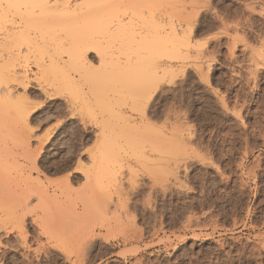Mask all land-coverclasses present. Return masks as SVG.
Segmentation results:
<instances>
[{"label": "rangeland", "instance_id": "obj_1", "mask_svg": "<svg viewBox=\"0 0 264 264\" xmlns=\"http://www.w3.org/2000/svg\"><path fill=\"white\" fill-rule=\"evenodd\" d=\"M79 1L81 0H69L68 2L73 5L74 2L78 3ZM119 2L120 5H117L120 12L118 13H125L124 15L121 14V17L125 20L124 22H127L126 24L131 23L129 20L133 18V31H135L134 29L143 30L147 26L146 22L150 18H154L153 20L151 19L152 22L163 24V29L160 27L161 24L160 26L158 25V31L154 30V34L159 36L161 33L162 36L165 29L170 32L174 26L177 35L179 34V40H177L179 43H176V41L173 43V40L169 42L167 38L166 50H162V53L157 52L156 55V51L153 53L155 55L154 58L159 55L156 58L159 63L154 61V64L155 67L157 66L156 69L160 68L157 70L158 77H154L151 80L152 96L148 100H142L144 89L139 96H137L139 92L134 93V95L133 91L124 90L123 93L118 90L121 87L115 88L118 85L117 83H115L117 85L114 84L115 86L110 84L114 88L111 86L106 88V85L104 88L103 86V92L107 91V93H103L101 89V97L105 94L104 98L108 99L107 101L103 97V100L101 97V99H97L95 93L91 92L92 89L90 90L92 85L90 86L89 84L91 83H88L89 81L82 76L83 69H77L80 71L79 74H82L81 77L77 71L75 72L76 69L71 68L72 72L69 71V76H72V79L69 78L71 79L70 83L76 84L73 87L75 86L77 91L79 90L77 93L78 99L76 100V96L70 97L66 91L62 93L51 91L47 95L48 93L46 94L38 88L37 81L34 79L38 72L37 65H35L36 59H39L37 56L40 53L43 56L45 54L44 57L46 58L44 59L47 60L48 56L52 55L53 57L54 55L56 57L58 55L57 52H59V54H62L59 60L64 63L68 54H65L64 51L65 47L67 49V46H65L66 42L63 40V44L59 40L64 37L65 30L60 29L61 27L59 26L57 28L56 24L58 23L55 24L52 21L56 25H53L54 27L51 26V21L48 22L49 24L51 23L50 26L47 24L48 27L44 24L48 30L54 28V32H50L51 30L48 32L45 27V30L40 27L43 23L39 26L42 28H39L41 32L38 27L33 28V31L36 29V32H34L38 35V39L35 37L38 44H36L37 42L35 44L32 42L29 45L30 52L24 46L25 48L21 49L23 52H20V56L19 58L17 56L18 60L15 62L17 64L16 70H19L17 74L21 75L27 69V78L30 81L26 95L30 106L28 109L32 111H30L27 129L25 128L26 124L23 126V121L20 122V119H18L20 123L14 122L15 118L13 119V116L15 117V115L13 113L11 114L13 116L9 113L7 115L4 107L2 106L4 111L0 108L2 110L0 111V130L2 129L0 131V146H3V148L0 147V166H5V168L0 167V182L3 179L2 184H5L9 193H12L9 195L6 194L7 192L0 191L2 192V194L0 193V226H2V228L0 227V264H21V262L27 264V259L24 256L25 249L21 246L22 239L19 238L21 225H18V223L19 221H25V229L31 237L30 243L33 246L32 248H34V246L37 247L36 245H38L36 241L39 242L36 237H39L40 235L38 236V234L41 232L35 221L40 223L41 221L38 219H44L45 217H49L48 219L51 220V222H48L47 219L49 225L53 224L49 227L46 223L47 228L43 226L45 224L42 225L40 223L42 228L46 229V232L49 231L48 235L43 233L45 236L41 232V237H39L41 243H45L46 247H42L40 253L30 252V257L35 260V263L39 261V264H264V0H119ZM129 7H131L132 12ZM135 12H138L137 14L139 15V17L136 16L137 19L134 16ZM9 21L13 20L9 17ZM9 21L5 22V29H3L4 24L3 26L1 25L2 28L0 27V46L6 38V32L8 33L11 30V26L15 27V24L9 25L13 23ZM45 22L47 23V21ZM188 25L190 29H186ZM155 26L157 25L155 24ZM182 26L186 29L185 31H183L184 28ZM42 30L49 33L48 37H46V33L43 38ZM56 31L58 36L54 35ZM168 37L170 38V36ZM186 37H188L190 42L188 45L186 44L188 42ZM181 39L182 42L185 40L182 45ZM114 40L111 46H109V44H112L110 43L111 40H109L110 42L108 39L107 41L105 40L107 47L105 49H109V46L112 51L110 49L107 51L109 53L111 51L113 53L112 56H116L117 52H119L125 58V49L128 47L124 48L123 46L128 44V42L123 45L121 40L126 41V39H117L116 42ZM42 42L44 44H41ZM55 42H60V45L55 44ZM61 43L64 45L62 47L64 49L61 48L62 50L58 47L61 46ZM32 45L33 48L30 49ZM34 45H39L40 51ZM117 46L124 52L119 50ZM115 48H117V51ZM138 50L140 51L141 49ZM172 51L174 53L171 54ZM6 52V49H3L2 54L0 53L1 61L7 60L8 57L5 55L8 52ZM176 53H179L178 57ZM108 55L111 56V54L107 53ZM87 56L88 60L93 61L96 66L99 64V56L96 51ZM157 63L159 66L156 65ZM24 64L28 65L24 66ZM162 68L165 71H162ZM167 70H169V73ZM20 71L22 72L19 73ZM159 72H161L160 75H158ZM60 75L58 78H60ZM161 77L164 79L162 80ZM87 86H90L89 89ZM2 89L0 88V95L4 92V88ZM23 89V86L17 83L12 91L18 95L24 92ZM128 94L134 97L132 98ZM135 96L137 97L135 98ZM104 100L111 107L107 105L105 108L102 105V103L105 104ZM114 100H118L119 103H116L117 101L114 102ZM101 101L102 103L100 104ZM137 101L147 103L144 104L145 106L143 105L144 111L142 110L143 107H141L142 103L138 102V106H136ZM86 107L92 108L89 110ZM138 108H140V111ZM3 112L4 114H2ZM81 114L85 116L82 115V118ZM114 114L117 115L116 118H114ZM9 116L12 117L10 122L9 119L11 117L9 118ZM7 121L12 125L7 124ZM12 121L13 123H11ZM122 121L123 124H121ZM15 123L19 124L16 125ZM143 123L144 125H142ZM9 126H17L14 128H16V131L19 130V133L15 131L11 134L14 129ZM29 127L30 129H28ZM101 129L105 131L101 132ZM6 130L9 132H5ZM122 130L126 133L124 136H128L131 139L134 138L135 142L133 139V141H130L129 138H125L127 140L124 141L123 136V138L121 136L118 137L120 135L118 133L121 132L123 134ZM7 133L11 136L13 135V137L16 134L14 138H11L6 135ZM103 134L109 135V139H115L117 144L121 141L120 144L123 146V148L120 145L117 147L115 146L117 144H115L113 148L110 145L111 148L107 150L109 148H107V145L111 141L107 140L108 137L107 139L105 138L108 141V144L105 145L107 148L105 150L114 152L116 160L113 157L111 159L112 153L106 152V154L110 155L108 156L112 162L117 161L118 164L109 161V167L114 171L111 174L115 173V177H113L114 175H111V177L110 173L102 177L101 173L100 175L103 179L99 180V187L97 184L95 188H102L98 189L101 193H106L107 191L104 194L105 196L107 195L106 200L110 204L105 206L109 209L104 204H101V207L97 204L101 203L102 198L105 200L104 194L100 195L98 190L94 189V186L92 187L93 184H91L94 183L95 185L97 181L91 175H95L93 170L96 171L98 166L97 163H94L96 167L93 166V162H97L103 151L105 153V150L102 151L104 148L103 142L100 143L104 141L102 140V138L104 139ZM24 136L26 139L29 138V140L25 141ZM1 138L5 141L3 142L2 140L1 142ZM16 140L18 142L15 143L14 141ZM172 141L175 143H172ZM166 142H170V147L164 146ZM3 143H6L7 146ZM129 143L135 145L133 146ZM155 143H162L161 145L163 146L161 147V145L157 144L158 149ZM40 144L42 145L39 146ZM173 144H176V147H178L177 145L180 147V144H182V149L181 147L176 148ZM8 145L10 152L7 155L6 149ZM101 146V153L98 155L97 152H100L98 149ZM129 146L133 148L131 147V149ZM189 148H193V150ZM27 149L32 152H28ZM133 149L136 150V152L134 151L135 153H132L131 150ZM176 149L180 150V152H177L178 150ZM163 150L166 152H161ZM169 150L170 153H168ZM11 151L15 153L11 154ZM187 152L189 154L193 152L194 155L191 154L190 156ZM91 154L98 156L94 157L96 160L93 158L94 161H92ZM113 154L112 156H114ZM3 157L7 158L4 159ZM29 157L30 160L28 159ZM147 157L149 160L146 159ZM12 159L14 160L12 161ZM173 159H177L175 161L182 160L183 162H175ZM164 160H168V162ZM103 162L104 160L102 164ZM176 163L177 165H175ZM6 165L11 166L7 167ZM154 165H156V169L153 168ZM100 166L102 165L100 164ZM157 166L161 168L158 169ZM84 168H88L86 173H84ZM150 168L153 171L152 169L150 171ZM101 169H104V167ZM154 169L156 171L161 169L162 171L158 173ZM104 171V174L109 172L105 169ZM5 172L8 173L7 176L9 177L12 175L20 185L18 184V186L17 182L12 181V176L7 179ZM87 172L91 175H89L91 178L87 177L90 179L95 178L96 181L93 179L95 182H91L89 178L85 177ZM101 181H103V186ZM107 182L110 184L108 185ZM106 186L108 189L104 188ZM23 187L24 189H22ZM92 188L97 192L92 190ZM118 188L119 194H116ZM27 189H33L32 192L36 190V193H39V197H44H41L44 201L40 202L36 193L31 195L30 192H27L30 190ZM105 189L106 191H104ZM18 190L22 192L19 193ZM94 192L99 196L95 197ZM26 194L32 196L26 197L29 204L25 201ZM86 194H91L89 196H94L95 199H101L96 202L97 200L89 198ZM3 195L4 197H2ZM5 195L8 197L5 198ZM22 195H24L25 201L23 205H21V202H24L23 198H21ZM108 195L112 196H109L111 199ZM87 197L89 201H87ZM19 198L22 201H18ZM106 200L103 203H106ZM118 201L119 204L122 202L124 205L121 203V206L124 207L119 206V209ZM14 203L15 207H12ZM3 204L6 206L2 207ZM46 205L50 206L52 211H49V207ZM55 206L59 207L58 210L54 208ZM103 206L105 209L102 208ZM65 207H68V210H65L68 211L66 213L67 217L62 215L65 213L63 211L61 212L62 214L57 216L59 214L58 211L60 209L64 210ZM85 207L89 208V210H86ZM90 207L95 211L97 207V211H93ZM99 207L104 210L103 213H101L102 210ZM114 208L115 211H113ZM10 209H15L13 210V215H11L12 210L11 212L9 211V214L6 212ZM107 209L109 212H107ZM69 210L72 214L77 213V217L72 214L71 217L73 216V218L69 217L72 219L71 223H75L77 227L73 225L71 228V223L67 221ZM48 211L49 214H47ZM88 211L89 216L87 215ZM90 211L92 212L91 214L94 212L97 220H95V217L92 219V215L90 218ZM98 212L102 214L101 217L98 216L101 215ZM45 213L46 215L43 216ZM51 213L54 217H51ZM80 213L83 215H80ZM59 217L63 218V221ZM64 217H66V223L69 224L65 225V228L62 225L64 224L62 223L64 222ZM74 218L77 219L74 220ZM33 219L36 220L34 221ZM70 219L68 220L70 221ZM82 219H85L84 223L86 221H89V223L81 224L79 222L78 224L77 222ZM59 221H61L60 224L63 227L58 224ZM5 223L6 225H4ZM59 225L61 229L63 228L62 230H60ZM53 231H56L55 237L53 236ZM58 232H60L59 237L57 235ZM31 235L35 237L33 238Z\"/></svg>", "mask_w": 264, "mask_h": 264}, {"label": "bare ground", "instance_id": "obj_2", "mask_svg": "<svg viewBox=\"0 0 264 264\" xmlns=\"http://www.w3.org/2000/svg\"><path fill=\"white\" fill-rule=\"evenodd\" d=\"M69 0H67V1H62V0H0V27H1V25L3 26V24H4V26H3V29H5V22H8L9 21V17H10V19L11 20H13V21H9V22H13L12 24L10 23L9 25H13V24H15V27L14 26H11V30L10 31H8V33L6 32V34L7 35H5V40L2 42V44H1V46H0V53L2 52V50L3 49H6V51L8 52H6L7 53V55H5L6 57H8L7 58V60H5L4 59V61H1L0 60V88H1V90H3L2 88H4V92L0 95V108L2 109L3 107H4V110H6V114L8 115V113L11 115L12 113H13V115H15V117L13 116V115H11V116H13V119L15 118V120H14V122H19L18 121V119H20V122H22V125L23 126H25V124H26V126H25V128L27 127V124L29 123V117H30V111H32V110H29L28 109V107H30L29 106V103H28V101L29 100H27V95H26V92H27V87H28V84H30V81L28 80V75H27V69H25L24 70V68H23V73H21L22 71H20L19 73H21V75L20 74H17L18 73V71L16 70V67H17V64L15 63L18 59H17V56H18V58H19V54H20V52H23L21 49L24 47V46H26V48H27V51L29 50V45L33 42L34 44L37 42L36 41V39H38L37 37H38V35H37V33H35L36 32V29H34V31H33V28L34 27H38V30L41 32V30L40 29H42V28H40V27H43V29H44V27H45V25L44 24H46V26L48 27V25L50 26V24L52 23V21H54L55 22V24L56 23H58V24H56V25H54L53 23L51 24V26L52 27H54V26H56L57 28H58V26L59 27H61L60 29H64L65 31H64V37H61V39H59V40H61V42L64 40L65 42H66V44H65V46H67V49H66V47H65V49L64 48H62L64 45V43L62 44L61 43V46H58V47H60V49L62 48V49H64V51H65V54L67 53L68 55V57H67V60H64V59H62V60H64L63 62L64 63H62L59 59H60V55H62V54H59V52H57L56 50H54V51H56L57 52V54L59 55H57V54H55V55H57L56 57H54V55H53V57H52V55H50V57L48 56V58H47V60H45L44 58H46V57H44L45 56V54L43 53V51H41L43 54H44V56L43 55H40L39 54V56H42V57H39V56H37V58H39V59H36V61H35V65H37V69H38V72H37V74H36V77L34 78V79H36V81H37V85H38V88H40V90H42L43 92H45L47 95H49V93L51 92V91H56L57 93L59 92H65L66 91V93H68L69 95H70V97L71 96H73V97H75L76 96V100L78 99L77 97H78V91H77V89H76V87L74 86L73 87V85H76V84H74V83H70L71 82V77L72 76H69V74H70V72H72L71 70L72 69H76L75 70V72L77 71V73L79 74V72L80 71H78L79 69H83V75L82 74H79L80 76L82 75V76H84V78L86 79V80H88V81H86V82H88V83H91V84H89L90 86V90H91V92H94L95 93V95H96V98L97 99H101L102 97L104 98V95L105 94H103L102 95V97H101V94H102V92H103V86H104V88H105V85H106V88L107 87H109L110 88V86L112 85H114L115 83H117L118 85H120V86H118L117 84H115V85H117L115 88H120L121 87V89H118L119 91H124V90H126V91H133V94L135 93L136 94V92L138 93L139 92V94L137 95V96H139L140 95V93H142L141 91L144 89V95L142 96V100L144 99V100H148L152 95H151V87H152V84H151V80L155 77V78H157L158 76H157V73H158V69L160 68H157L156 69V67H155V64H154V61H156V58L159 56H157L156 58H154L155 57V55L157 54V52L158 53H162V50H166V48H167V43H168V41L169 42H172L171 40H173V43L176 41V43H179L177 40H179V34L177 35V32H176V29H174V26L171 28V30H170V32L167 30V29H165V32L163 31V33H162V36H161V33L159 34V36H156L155 34H154V30H157L158 31V29H157V27H158V25L160 26V24H158V23H155V22H152L151 21V19L153 20L154 18H150L146 23H147V26L143 29V30H141V31H138V29L136 30V29H134L135 31H133V28H132V26H133V24H132V22H134V21H132L133 20V18L131 19V18H128V19H131V20H129V22H131V23H128V24H132V25H128V24H126L127 22H124L125 20H123L122 19V17H121V14H123V13H118V12H120V10L118 9L119 8V6L118 5H120V2H119V0H116V1H114V0H81V1H79L78 3H76V2H74V4L73 5H71L72 3L71 2H68ZM76 1V0H75ZM118 1V2H117ZM115 2V3H114ZM127 2V1H126ZM211 2V1H210ZM125 3V2H124ZM141 3V2H140ZM118 4V5H117ZM203 4H204V2H203ZM125 5V4H124ZM205 5V4H204ZM116 6H117V8H116ZM123 6V5H122ZM130 6V5H129ZM135 6V5H134ZM132 7V6H131ZM131 7H129L130 9H131ZM115 8V9H114ZM138 8V7H137ZM122 9V8H121ZM117 10V11H116ZM124 11V10H123ZM122 11V12H123ZM131 12H132V9H131ZM140 12V11H139ZM138 13V12H137ZM136 12H135V18H136V16H138L139 17V15L137 14ZM125 14V13H124ZM123 14V15H124ZM134 14V13H133ZM140 14V13H139ZM142 14V13H141ZM151 14V13H150ZM122 15V16H123ZM131 16H132V14H131ZM130 16V17H131ZM125 17V16H124ZM133 17V16H132ZM141 17H142V15H141ZM154 17V16H153ZM145 18H147V17H145ZM155 18H156V16H155ZM137 19V18H136ZM143 20H145L144 18H142ZM140 20V19H139ZM45 21H47V23L45 22ZM49 21H51V23L49 24L48 22ZM127 21V20H126ZM136 21V20H135ZM45 22V23H44ZM247 22V21H246ZM245 22V23H246ZM17 23V24H16ZM42 23H43V25H42ZM192 23V22H191ZM260 23V22H259ZM8 24V23H7ZM48 24V25H47ZM157 25V26H155L154 27V25ZM16 25H18V26H16ZM40 25H42V26H40ZM54 25V26H53ZM167 25V24H166ZM193 25V24H192ZM248 25V24H247ZM254 25V24H253ZM40 26V27H39ZM172 26V25H171ZM170 26V27H171ZM263 26V25H262ZM162 29H163V24H161V26H160ZM183 27V26H182ZM2 28V27H1ZM40 28V29H39ZM51 28V27H50ZM132 28V29H131ZM155 28V29H154ZM159 28V27H158ZM184 28V27H183ZM254 28V27H253ZM45 29L46 30H48V28H46L45 27ZM44 29V30H45ZM186 29H190L189 28V25H188V28H186ZM185 28H184V30L183 31H185L186 30ZM8 30V29H7ZM6 30V31H7ZM44 30H42V32H43V38H44V34H46L47 33V36L46 37H48V35H49V31L51 30H48V32H44ZM55 30H56V28H55ZM181 30V29H180ZM1 31V30H0ZM5 31V30H4ZM61 31V30H60ZM167 31V32H166ZM50 32H54V28H52V30L50 31ZM63 32V31H62ZM169 32V34H167ZM180 32V31H179ZM166 33V34H165ZM184 33V32H183ZM182 33V34H183ZM35 34V35H34ZM52 34V33H51ZM57 35L58 33H57V31L54 33V35ZM185 34V33H184ZM189 34V33H188ZM188 34H186L187 36H188ZM3 36V35H2ZM50 36H52V35H50ZM58 36V35H57ZM165 36V37H164ZM168 36H170V38L168 37ZM35 37H36V39H35ZM41 38H42V36H40ZM182 37H185V36H182ZM54 38H56V37H54ZM59 38H60V34H59ZM168 38V41L166 40ZM187 38V40H188V37H186ZM245 38V37H244ZM49 39V38H48ZM107 39H108V41L109 40H111V42L110 43H112V44H109V46H111V45H113V40L116 42L117 41V39L119 40H121V39H126V41L124 40H121V44H123L124 45V43L126 42H128V44H126L125 46H123L124 48L125 47H128V48H126L125 50H126V54H125V58H123L120 54H119V52H117V55L115 56V55H113L112 56V54L113 53H111V49H110V47L108 46V48L111 50L110 51V53L107 51V50H109V49H105V47H106V43L104 42L105 40L107 41ZM52 40V39H51ZM51 40H49V41H51ZM59 40H57V41H59ZM259 40V39H258ZM2 41V40H1ZM181 41V45H182V43H185V40L182 42V39L180 40ZM44 42V41H43ZM41 43V44H44V43ZM120 42V41H119ZM60 42H55V44H59ZM175 43V44H176ZM190 42H189V40H188V42H186V44L188 45ZM36 44H38V42L36 43ZM40 44V45H41ZM53 44V43H52ZM107 44V45H108ZM171 44V43H170ZM264 44V43H263ZM60 45V44H59ZM116 45H118V44H116ZM177 45V44H176ZM181 45H179V46H181ZM187 45H185V46H187ZM34 46H37L38 48H39V45H34ZM47 46V45H46ZM121 46V45H120ZM169 46H175V45H169ZM178 46V47H179ZM184 46V45H183ZM182 46V47H183ZM190 46V45H189ZM195 46V45H194ZM3 47V48H2ZM5 47V48H4ZM57 47V46H56ZM164 47H165V49H164ZM192 47H193V45H192ZM25 48V47H24ZM33 48V45H32V47H30V49H32ZM35 48V47H34ZM42 48H44L43 46H42ZM46 48V47H45ZM107 48V47H106ZM112 48V47H111ZM117 48H118V46H117ZM117 48H115L116 49V51H117ZM169 48V47H168ZM187 48H189V47H187ZM36 49V48H35ZM56 49V48H55ZM61 49V50H62ZM119 49V48H118ZM138 49H141L140 51H142V52H140ZM171 49V48H170ZM169 49V50H170ZM178 49V48H177ZM176 49V50H177ZM39 51H40V48L38 49ZM47 50H48V48H47ZM119 50H121V51H123L124 52V50H122V49H119ZM138 50V51H137ZM175 50V51H176ZM179 50V49H178ZM18 51V52H17ZM59 51V50H58ZM64 51H63V54H64ZM93 51H96V54H98V61H99V64L96 66L95 64H94V62L93 61H90V60H88V56L87 55H91L92 54V52ZM131 51V52H130ZM155 51H156V53H155ZM181 51V50H180ZM5 52V51H4ZM29 52H30V50H29ZM34 52V51H33ZM38 52V51H37ZM46 52V51H45ZM55 52V53H56ZM165 52V51H164ZM170 52V51H169ZM169 52H167V53H169ZM25 53V52H24ZM47 54H48V52H46ZM107 53L108 54H111V56L110 55H108L107 56ZM153 53H155V55H153ZM166 53V52H165ZM172 53H174V51H172L171 52V54ZM179 53H181V52H179ZM179 53H176V54H178L177 55V57L179 56ZM183 53V52H182ZM2 54V53H1ZM4 54V53H3ZM32 54H34V53H32ZM37 54V53H36ZM124 54H123V56H124ZM170 54V55H171ZM24 55V54H23ZM2 56V55H1ZM34 56V55H33ZM95 56V55H94ZM109 56H110V58H109ZM173 56V55H172ZM175 56V55H174ZM28 57V56H27ZM26 57V58H27ZM96 57V56H95ZM181 57H182V55H181ZM262 57H263V55H262ZM3 58V57H2ZM16 58V59H15ZM1 59V58H0ZM25 59V58H24ZM23 59V60H24ZM154 59V60H153ZM21 60V59H20ZM30 60V59H29ZM255 61V60H254ZM26 62V61H25ZM156 62H158V61H156ZM28 63V62H27ZM159 63V62H158ZM158 63L156 64V65H158ZM256 63V62H255ZM263 64V63H262ZM26 64H24V66H25ZM28 65V64H27ZM26 65V66H27ZM34 65V64H33ZM159 66V65H158ZM256 67V66H255ZM72 68V69H71ZM71 69V70H70ZM78 69V70H77ZM81 69V70H82ZM164 69H165V67H164ZM169 69V68H168ZM70 71V72H69ZM162 71H165V70H163V68H162ZM169 70H167V72H168ZM256 71V70H255ZM257 72V71H256ZM160 73L161 72H159V74L158 75H160ZM164 73V72H163ZM169 73V72H168ZM61 74V75H60ZM20 75V76H19ZM60 75V78H58V76ZM79 75H78V77H79ZM259 75V74H258ZM81 76V77H82ZM52 77V78H51ZM74 77V76H73ZM252 77V76H251ZM32 78V77H31ZM69 78H71V79H69ZM80 78V77H79ZM83 78V79H84ZM256 78V77H255ZM84 79V80H85ZM161 79H162V77H161ZM164 79V78H163ZM162 79V80H163ZM251 80V79H250ZM74 81H75V79H74ZM83 82V81H82ZM85 82V83H86ZM18 83V85H20V86H23V93H22V95H21V93H19L18 95H16L15 93H13L14 91H12V89H13V87H15V85ZM107 83H109V84H107ZM111 84V85H110ZM257 84V83H256ZM109 85V86H108ZM114 85V86H115ZM111 86V87H112ZM79 87V86H78ZM77 87V88H78ZM83 87V86H82ZM88 87V86H87ZM89 87H88V89H89ZM19 88V87H18ZM112 88H114V87H112ZM261 88V87H260ZM101 89H102V92H100L101 91ZM153 89V88H152ZM84 90V89H83ZM82 90V91H83ZM89 90V91H90ZM105 90V89H104ZM107 90V89H106ZM109 90V89H108ZM154 90V89H153ZM85 92H86V90H85ZM107 93V91H104L103 93ZM115 92V91H114ZM17 93V92H16ZM87 93V92H86ZM112 93V92H111ZM124 93V92H123ZM122 93V94H123ZM132 93V92H131ZM153 93V92H152ZM93 94V93H92ZM115 94V93H114ZM134 94V95H135ZM53 95V94H52ZM58 95V94H57ZM94 95V96H95ZM128 95H130V94H128ZM142 95V94H141ZM65 96V95H64ZM79 96H81V95H79ZM93 96V97H94ZM126 96V95H125ZM124 96V97H125ZM131 96V95H130ZM137 96H135V98L137 97ZM69 97V98H70ZM72 97V98H73ZM83 97V96H82ZM101 97V98H100ZM129 97V96H128ZM132 98L134 97L133 95L131 96ZM141 97V96H140ZM144 97V98H143ZM80 98V97H79ZM103 98H102V100H103ZM109 98V97H108ZM111 98V97H110ZM116 98V97H115ZM114 98V99H115ZM118 98V97H117ZM123 98V97H122ZM104 99H106V98H104ZM124 99V98H123ZM70 100V99H69ZM68 100V101H69ZM75 100V101H76ZM88 100H89V98H88ZM91 100V99H90ZM108 99H106V101H107ZM130 100H132V99H130ZM82 101V100H81ZM94 101H95V98H94ZM105 101V100H104ZM103 101V102H104ZM104 102L105 104H103L102 103V101L100 102V104L102 103V105H104V107L105 106H107L108 104H107V102ZM115 101H117L116 103H119L118 102V100H114V102ZM74 102V101H73ZM85 102V101H84ZM92 102V101H91ZM138 102L139 101H137V105L136 106H138ZM245 102V101H244ZM81 103H83V102H81ZM86 103V102H85ZM93 103V102H92ZM123 103V102H122ZM139 103H142L141 104V107H143V105L144 104H147V103H143V102H139ZM34 104H37V103H34ZM76 104V103H75ZM136 104V103H135ZM224 104V103H223ZM95 105H97V104H95ZM114 105H116L115 103H114ZM247 105V104H246ZM3 106V107H2ZM75 106V105H74ZM145 106V105H144ZM96 107V106H95ZM103 107V108H104ZM108 107H111L110 106V104L108 105ZM113 107V106H112ZM133 107V106H132ZM36 108V107H35ZM77 108H79V107H77ZM83 108V107H82ZM86 108H89V110H90V108H92V107H86ZM97 108V107H96ZM106 108V107H105ZM104 108V109H105ZM74 109V108H73ZM113 109V108H112ZM142 109V108H141ZM3 110V109H2ZM2 110H0V111H2ZM3 110V111H4ZM78 110H80V109H78ZM93 110V109H92ZM138 110L140 111V108H138ZM143 111H144V107H143V109H142ZM101 111H103V110H101ZM115 111V110H114ZM71 112V111H70ZM74 112V111H73ZM77 112V111H76ZM107 112V111H106ZM113 112V111H112ZM237 112V111H236ZM78 113H80V112H78ZM85 113V112H84ZM108 113V112H107ZM116 113V112H115ZM142 113V112H141ZM145 113V112H144ZM149 113V112H148ZM238 113H239V111H238ZM2 114H4V112L2 113ZM75 114V113H74ZM82 115H84V114H81L80 116L82 117ZM111 115V114H110ZM114 115H115V117H114ZM114 115H112L114 118H116V114H114ZM11 116H9V118L11 117ZM85 116V115H84ZM108 116H109V113H108ZM107 117V116H106ZM120 117V116H119ZM145 117V116H144ZM5 118H7L6 116H5ZM83 118V117H82ZM124 118V117H123ZM3 119V118H2ZM44 119V118H43ZM109 119V118H108ZM6 120V119H5ZM8 120V119H7ZM10 120H12V117H11V119H9V122H10ZM104 120V119H103ZM117 120V119H116ZM123 120V119H122ZM2 121V120H1ZM109 121H110V119H109ZM6 122V121H5ZM19 122V123H20ZM82 122V121H81ZM102 122H104V121H102ZM107 122H108V120H107ZM112 122H113V120H112ZM4 123V122H3ZM11 123H13V121L11 122ZM19 123H15L16 125L17 124H19ZM105 123V122H104ZM145 123H149V122H145ZM7 124H10V123H8V121H7ZM6 124V125H7ZM121 124H123V121H122V123ZM150 124V123H149ZM2 125V124H1ZM6 125H4V126H6ZM10 125H12V124H10ZM102 125V124H101ZM108 125V124H107ZM111 125V124H110ZM113 125V124H112ZM120 125V124H119ZM130 125V124H129ZM132 125V124H131ZM142 125H144V123L142 124ZM3 126V125H2ZM8 126V125H7ZM20 126V125H19ZM117 126V125H116ZM128 126V125H127ZM152 126V125H151ZM10 128H13L14 129V131H11V134L13 133V132H15L16 130V128H14V127H17V126H14V127H12V126H9ZM9 127H7V128H9ZM22 127V126H21ZM21 127H19V128H21ZM111 127H113V126H111ZM130 127V126H129ZM141 127V126H140ZM1 128V127H0ZM23 128V127H22ZM104 128V127H103ZM114 128H115V126H114ZM121 128V127H120ZM133 128V127H132ZM12 129V130H13ZM24 129V128H23ZM22 129V130H23ZM27 129V128H26ZM28 129H30V127L28 128ZM131 129V128H130ZM134 129V128H133ZM2 130V129H1ZM0 130V131H1ZM7 130H11V129H7ZM5 131V132H9V131ZM109 130H111V128H109ZM123 130H124V127H123ZM122 130V132H123V134L120 132V133H118V134H120V135H118V137L119 136H123L122 138L124 139V141H126L128 138L130 139V141L133 139L134 140V138H130V137H128V136H124V134H126L124 131ZM103 131H105L104 129H103ZM102 131V129H101V132H103ZM125 131H129V130H125ZM131 131V130H130ZM26 132V131H25ZM153 132V131H152ZM152 132H151V134H152ZM16 133H19V130H17L16 131ZM15 133V134H16ZM28 133V132H27ZM104 133H106V132H104ZM117 133V132H116ZM131 133V132H130ZM15 134H14V137H15ZM115 134V133H114ZM189 134V133H188ZM2 135V134H1ZM6 135H8L9 137H13V135L11 136V135H9V133H7ZM19 135V134H18ZM17 135V136H18ZM111 135V134H110ZM186 135V134H185ZM16 136V137H17ZM103 136H104V139L102 138V140H104V141H101L100 143H102L103 144V149H102V151L103 150H105V149H107L108 147V149L107 150H109L111 147H113L114 148V145L115 144H117V141L115 140V139H109V135L108 136H106V134H103ZM102 136V137H103ZM116 136V135H115ZM187 136V135H186ZM185 136V137H186ZM13 137V138H14ZM107 137H108V139H107ZM20 138V137H19ZM43 138H45V137H43ZM42 138V140H44ZM110 142L109 144L107 143L108 141L106 140V139ZM113 138V137H112ZM115 138V137H114ZM121 138V139H122ZM125 138H127L126 140H125ZM182 139H183V137H181ZM180 138V140H181V142H182V139ZM235 138V137H234ZM4 139H6V138H4ZM22 139V138H21ZM24 139H25V141L26 140H29V138H25V136H24ZM24 139H22L23 141H24ZM2 138H1V142H2ZM14 140V139H13ZM12 140V141H13ZM21 140V141H22ZM132 140V141H133ZM5 140H3V142H4ZM45 141V140H44ZM112 141H113V143H112ZM165 141V140H164ZM191 141V140H190ZM234 141V140H233ZM9 142H10V140H9ZM15 143L16 142H18L17 140L16 141H14ZM20 142V141H19ZM29 142V141H28ZM116 142V143H115ZM134 142H135V140H134ZM174 141H172V143H173ZM13 143V142H12ZM14 143V144H15ZM40 143V142H39ZM120 143H121V141H120ZM120 143H118L117 145H115V146H119L120 145V147L122 146ZM123 143V142H122ZM127 143V142H126ZM169 143L170 142H166L165 143V145L164 146H166L167 148L168 147H170V145H169ZM175 143V142H174ZM184 143V142H183ZM3 144H5V146H7L6 145V143H3ZM13 144V145H14ZM28 144V143H27ZM102 144H100V145H102ZM108 144V145H107ZM128 144V143H127ZM130 144V143H129ZM139 144V143H138ZM156 145L158 144V143H155ZM162 144V143H161ZM160 143L158 144V145H161ZM167 144H168V146H167ZM42 144H40L39 146H41ZM105 145H107V148H106V146ZM110 145H111V147H110ZM113 145V146H112ZM130 145H133L132 143L130 144ZM135 145V144H134ZM133 145V146H134ZM137 145V144H136ZM140 145V144H139ZM153 145V144H152ZM158 145H157V148L159 149V147H158ZM173 145H175V147H176V144H173ZM181 146H182V144H180ZM15 146H16V144H15ZM20 146V145H19ZM18 146V147H19ZM22 147H23V145H21ZM25 146H27V145H25ZM38 146V148H40ZM155 146V145H154ZM163 145H161V147H162ZM178 147H176V148H180L179 147V145H177ZM184 146V145H183ZM234 146V145H233ZM0 147H2L3 148V146H0ZM17 147V146H16ZM21 147V148H22ZM28 147V146H27ZM119 147V148H120ZM132 147V146H131ZM130 146H129V148H131ZM186 147V146H185ZM193 147V146H192ZM10 147H9V145H8V147H7V149L4 147V149H6V152H7V155H8V153L10 152V149H9ZM101 148H102V146L100 147V149H98V151H100L101 150ZM122 148H123V146H122ZM133 148V147H132ZM131 148V149H132ZM137 148V147H136ZM135 148V149H136ZM153 148V147H152ZM151 148V149H152ZM156 148V149H157ZM172 148V147H171ZM24 149V148H23ZM26 149V148H25ZM135 149H133V150H131L132 151V153L135 151L136 152V150ZM139 149V148H138ZM161 149H163V148H161ZM160 149V150H161ZM173 149V148H172ZM171 149V150H172ZM181 149H182V147H181ZM190 149V148H189ZM1 150V149H0ZM42 150V149H41ZM107 150H105V153H104V151L101 153V151L100 152H97L98 153V155H100L99 153H101V155L99 156V161H98V159H97V162H93V166H95L96 167V165H94V163L96 164L97 163V168H96V171L95 170H93V167L91 168L94 172H95V175L94 174H91L93 177H95L96 178V180H95V178H92V179H90L91 177V175L90 174H88V172H87V174H85L86 176V178L88 179L89 177V179L91 180V182H93L94 180L96 181H94L96 184L94 185V183H91V184H93L92 185V187L94 188V189H96L95 187H96V185L99 183V180H102L103 178V175H109V173H110V176L111 175H114L113 177H115V173H113V174H111L112 172H114L113 171V169H111V167H109L110 165H109V161H111V163H113L112 162V157L115 159L116 158V154L114 153H112V152H108ZM112 150V149H111ZM120 150V149H119ZM118 150V151H119ZM124 150V149H123ZM159 150V151H160ZM165 150H167L166 148H165ZM165 150H163V151H161V152H166ZM176 150H178V149H176ZM184 150V149H183ZM186 150H187V148H186ZM190 150H193V148H191ZM189 150V151H190ZM196 150V149H195ZM194 150V151H195ZM5 151V150H4ZM27 151H28V149H27ZM31 151V150H30ZM30 151H28V152H30ZM38 151H40V150H38ZM113 151V150H112ZM150 151V150H149ZM155 151V150H154ZM158 151V150H157ZM185 151V150H184ZM188 151V152H189ZM193 151V152H194ZM6 152H5V154H6ZM22 152H23V150H22ZM32 152V151H31ZM36 152V151H35ZM106 152H108L109 154H113L114 156H112V154H111V156L109 155V154H106ZM134 152V153H135ZM168 152V151H167ZM173 152V151H172ZM177 152H180V150H178ZM182 152V151H181ZM187 152V153H188ZM193 152L191 153L192 155H194L193 154ZM196 152V151H195ZM12 153H15V152H13V151H11V154ZM18 153H21V152H18ZM37 153V152H36ZM92 153V152H91ZM97 153H96V155H97ZM168 153H170V150H169V152ZM184 153V152H183ZM199 153V152H198ZM17 154V153H16ZM32 154H34V153H32ZM39 154V153H38ZM106 154V155H105ZM137 154V153H136ZM139 154V153H138ZM161 154V153H160ZM176 154V153H175ZM185 154H186V151H185ZM189 154V153H188ZM191 154H189L190 156H191ZM95 155V154H94ZM94 155H90V157H91V159H93L94 157H98V156H94ZM111 157V159H110V157ZM118 155H120V154H118ZM173 155H174V153H173ZM188 155V156H189ZM196 155V154H195ZM198 155H200V154H198ZM11 156H13V155H11ZM29 156V155H28ZM141 156H143V155H141ZM146 156V155H145ZM177 156H179V155H177ZM187 156V157H188ZM202 156V155H201ZM2 157V156H1ZM31 157V159H32V155L30 156ZM30 157L28 158L29 160H30ZM140 157V156H139ZM180 157V156H179ZM193 157V156H192ZM196 157V156H195ZM4 158V157H3ZM5 158H7V157H5ZM4 158V159H5ZM13 158V157H12ZM110 160H109V159ZM144 158V157H143ZM150 158V157H149ZM157 158V157H156ZM163 158V157H162ZM162 158H160V159H162ZM198 158H199V156H198ZM1 159V158H0ZM95 160H96V158H94ZM94 159L92 160V161H94ZM145 159V158H144ZM146 159H148V157L146 158ZM14 159H12V161H13ZM71 160V159H70ZM104 160V162H103V164H102V161ZM116 160V159H115ZM149 160V159H148ZM153 160V159H152ZM163 160V159H162ZM174 160V159H173ZM175 160H177V159H175ZM174 160V161H175ZM1 161V160H0ZM35 161V160H34ZM108 161V162H107ZM165 161V160H164ZM167 162H168V160H166ZM165 161V162H166ZM179 162H181L180 160H178ZM178 161H175V162H178ZM203 161V160H202ZM205 161V160H204ZM4 162H6V161H4ZM8 162V161H7ZM6 162V163H7ZM183 162V161H182ZM261 162V161H260ZM2 163H3V161H2ZM35 163V162H34ZM114 163H117V161L116 162H114ZM121 163V162H120ZM174 163V162H173ZM0 164H1V162H0ZM9 164H11L10 162H9ZM9 164H7V165H9ZM33 164V163H32ZM36 164V163H35ZM100 164L102 165V166H100ZM108 165V166H106V165ZM118 164V163H117ZM170 164V163H169ZM185 164V163H184ZM189 164V163H188ZM6 165V166H7ZM16 165V164H15ZM114 165V164H113ZM120 165V164H119ZM118 165V166H119ZM157 165V164H156ZM156 165H154L153 166V168H155V166ZM171 165V164H170ZM169 165V166H170ZM175 165H177V163L175 164ZM11 166V165H10ZM10 166H7V167H10ZM36 166V165H35ZM112 166V165H111ZM161 166V165H160ZM179 166V165H178ZM0 167H2V166H0ZM15 167V166H14ZM103 168L104 167V169L105 170H107V171H109L108 173L106 172V174H104V169H101V168ZM106 167V168H105ZM110 169H109V168ZM120 167H121V165H120ZM166 167V166H165ZM2 168H5V166H3ZM83 168V167H82ZM157 168H158V166H157ZM159 168H161V167H159ZM158 168V169H159ZM174 168H175V166H174ZM187 168V167H186ZM185 168V169H186ZM254 168H256V167H254ZM85 169V168H84ZM83 169V170H84ZM95 169V168H94ZM151 169L152 168H150V171H151ZM156 169V168H155ZM154 169V170H155ZM163 170H164V168H162ZM170 169V168H169ZM178 169V168H177ZM180 169V168H179ZM5 170V169H4ZM88 170V168H86L85 169V172L84 173H86V171ZM92 170H91V172H92ZM103 170V171H102ZM112 170V171H111ZM166 170V169H165ZM2 171V170H1ZM8 171V170H7ZM10 171H11V169H10ZM9 171V172H10ZM102 171V172H101ZM152 171H153V169H152ZM160 171H162L161 169H160ZM160 171L158 170V171H156L155 170V172H158V173H160ZM171 171V170H170ZM169 171V173L171 174V172ZM2 172H4V171H2ZM90 171H89V173H91ZM94 172H92V173H94ZM116 172V171H115ZM176 172H178V171H176ZM102 173V174H101ZM11 174V173H10ZM9 174V175H10ZM99 174V175H98ZM102 175V177H101V175ZM163 174V173H162ZM161 174V175H162ZM5 175H6V178L7 179H10V177L12 176V175H10V177L9 176H7L8 175V173H6L5 172ZM90 175V176H89ZM97 175H98V177H97ZM166 175V174H165ZM87 176H89V177H87ZM104 176V177H105ZM112 177V176H111ZM176 177V176H175ZM12 178V181L13 182H17V185L19 184V182L17 181V180H15V178L12 176L11 177ZM14 178V179H13ZM132 178V177H131ZM94 179V180H93ZM105 179V178H104ZM179 179V178H178ZM132 180V179H131ZM177 180V179H176ZM87 181V180H86ZM89 181V180H88ZM113 181H114V179H113ZM115 181H116V179H115ZM2 182H3V179L1 180V182H0V185H1V187H0V191H2V192H4V193H6V194H9V195H11L12 193L10 192L9 193V191H8V188L6 187V185L5 184H2ZM135 182V181H134ZM89 183V182H88ZM88 183L86 184V186H85V190H86V187H87V185H88ZM108 183V182H107ZM116 183V182H115ZM9 184V183H8ZM10 184H11V182H10ZM101 184H102V186H103V181H101ZM105 184H106V182H105ZM104 184V185H105ZM110 183H108V185H109ZM131 184V183H130ZM17 185H16V187H17ZM20 185V184H19ZM18 185V186H19ZM164 185V184H163ZM3 186V187H2ZM7 186H9V185H7ZM27 186V185H26ZM25 186V187H26ZM30 186V185H29ZM90 186V185H89ZM88 186V187H89ZM118 186V185H117ZM6 187V188H5ZM98 187H99V184H98ZM101 187V186H100ZM120 187V186H119ZM5 190H4V189ZM92 188V190H94ZM104 188H107L108 189V187L106 186V187H104ZM11 189V188H10ZM15 189V188H14ZM22 189H24V187L22 188ZM31 189V188H30ZM30 189H27V190H30ZM87 189H90V188H87ZM98 189H102V188H98ZM98 189H96V190H98ZM120 189H121V187H120ZM33 190V189H32ZM32 190H30V191H27V192H30V194L32 195V193H36V190H34L35 192H32ZM41 190V189H40ZM11 191V190H10ZM16 191V190H15ZM19 191V190H18ZM91 191V190H90ZM90 191H88L89 193H90ZM95 191V190H94ZM104 191H106V189L104 190ZM104 191H102V192H104ZM116 191H117V189H116ZM122 191H123V189H122ZM2 192H0L1 194H2ZM13 192V191H12ZM17 192V191H16ZM20 192H22V191H19V193ZM26 192V191H25ZM42 193H43V191H41ZM88 192H86V193H88ZM95 192H97V191H95ZM94 192V193H95ZM98 192H99V190H98ZM109 192V191H108ZM18 193V192H17ZM100 193V195H103L104 193H101V192H99ZM106 193H107V191H106ZM105 193V194H106ZM0 194V195H1ZM14 194V193H13ZM24 194V193H23ZM39 194V193H38ZM37 193H36V195H37V199H38V197H39V195H38ZM41 194V193H40ZM44 194V193H43ZM105 194H104V198H105V200H106V196H105ZM116 194H119V188H118V192L116 193ZM17 195V194H16ZM31 195H28V194H26V196H25V199H26V197L27 198H29V196H31ZM36 195H33V196H36ZM86 195H88V194H86ZM89 195H91V194H89ZM88 195V197L90 198L91 196H89ZM6 196V195H5ZM19 196V195H18ZM94 196L96 197L97 196V193H95L94 194ZM91 197V199L93 198V199H95V197ZM99 196V195H98ZM97 196V197H98ZM110 195H108V197H109ZM232 196V195H231ZM2 197H4V195L2 196ZM8 196H6L5 198H7ZM10 197V196H9ZM24 197V195H22L21 196V198H23ZM32 197V196H31ZM41 197H43V196H40L39 197V201L40 202H42V201H44V200H42L43 198H41ZM85 197V196H84ZM87 197V198H88ZM110 197H112V196H110ZM109 197V198H110ZM122 197V196H121ZM5 198H2V199H4V200H6ZM14 198V197H13ZM21 198H19V200L18 201H20L21 200ZM86 198V197H85ZM89 198L87 199V201H89ZM118 198V197H117ZM119 198H120V196H119ZM33 199V198H32ZM90 199V200H91ZM100 199L101 198H98V199H95V200H97L96 202H99L100 201ZM111 199V198H110ZM124 199H125V197H124ZM126 199H127V197H126ZM23 201H24V198L22 199ZM21 200V201H22ZM103 198H102V201H101V203H97V204H99L100 205V207H101V204H104V206L106 205H109L108 204V200H106V203L104 202L103 203V201H105ZM1 201H3V200H1ZM11 201H12V199H11ZM11 201H9V202H11ZM26 202H27V199L25 200ZM25 201L24 202H21L22 204L21 205H23V203H25ZM28 201H29V199H28ZM38 201V203H40ZM85 201V200H84ZM128 201V200H127ZM17 202V201H16ZM91 202H92V200H91ZM95 202V203H96ZM13 203V202H12ZM28 203V202H27ZM26 203V204H27ZM85 203V202H84ZM115 203V202H114ZM122 203V202H121ZM121 203L119 204V201H118V207L119 206H121ZM124 203H126V202H124ZM0 204H1V202H0ZM11 204V203H10ZM29 204V203H28ZM31 204V203H30ZM50 204V203H49ZM48 204V205H49ZM123 204V203H122ZM9 205V204H8ZM18 205V204H17ZM20 205V204H19ZM48 205H46V206H48ZM93 205V204H92ZM117 205V204H116ZM124 205V204H123ZM126 205V204H125ZM5 207L6 205L5 204H3L2 205V207ZM15 207V203H14V205H12V207ZM39 206V205H38ZM57 206V205H56ZM54 207L55 209L57 208V207ZM58 206H61V205H58ZM86 206V205H85ZM97 206V205H96ZM104 206L102 207L103 209H105L104 208ZM105 206V207H106ZM0 207H1V205H0ZM11 207V208H12ZM21 207V206H20ZM23 207V206H22ZM28 207H30V206H28ZM43 207V206H42ZM49 208V211H52L51 209H50V206H48ZM94 207V206H93ZM99 207V208H100ZM114 207H116L115 205H114ZM117 207V208H118ZM121 207H124V206H121ZM128 207V206H127ZM46 208V207H45ZM52 208V207H51ZM59 208V207H58ZM58 208L56 209V210H58ZM86 208V210H89V208H87V207H85ZM91 209H93L92 207H90ZM102 208H100L101 210H102V212L101 213H103L104 212V210L102 209ZM106 208H108V207H106ZM116 208V209H117ZM5 209V208H4ZM16 209H17V207H16ZM24 209V208H23ZM22 209V210H23ZM27 209V208H26ZM44 209V208H43ZM109 209V208H108ZM108 209H107V212H109L108 211ZM119 209H120V207H119ZM1 210V209H0ZM3 210V209H2ZM11 210H12V212H11ZM13 210H15V209H10V210H8V211H6V212H8V214L11 212V215H13ZM18 210V209H17ZM22 210H21V212H22ZM25 210V209H24ZM54 210V209H53ZM65 210H68V207H65L64 208V210L63 209H60L59 211H58V213L59 214H57V216H59L60 214H62L61 212L63 211V213L64 214H62L63 216L65 215L66 217H67V212L68 211H65ZM73 210V209H72ZM71 210V211H72ZM124 210V209H123ZM10 211V212H9ZM20 211V210H19ZM44 211V210H43ZM49 211H48V213L47 214H49ZM93 211H95L94 209H93ZM96 211H97V207H96ZM95 211V212H96ZM99 211V210H98ZM113 211H115V208H114V210ZM6 212H4V213H6ZM16 212V211H15ZM26 212V211H25ZM28 212H30V211H28ZM27 212V213H28ZM69 212H70V210H69ZM116 212H117V210H116ZM122 212V211H121ZM225 212V211H224ZM44 213V212H43ZM84 213V212H83ZM92 212L90 211V218H91V215H92V219H94V217H95V220H97V217L95 216V214H94V212H93V214H91ZM98 213H100V212H98ZM100 213V214H101ZM7 214V213H6ZM25 214V213H24ZM71 214H72V212H70L69 214H68V218H67V221L68 222H70L71 223V221H72V219H70L69 217H71ZM82 213H80V215H81ZM116 214H118V213H116ZM15 215V214H14ZM17 215V214H16ZM46 215V213L45 214H43V216H45ZM51 215V217H54V216H52V213L50 214ZM50 215H47V216H50ZM56 215V214H55ZM70 215V216H69ZM72 215H76V216H74V217H77V213L75 214V213H73ZM79 215V214H78ZM83 215V214H82ZM84 215H86V214H84ZM87 215L89 216V211L87 212ZM96 215H98V214H96ZM106 215V214H105ZM108 215H109V213H108ZM20 216V215H19ZM98 216H102V214L101 215H98ZM21 218H22V216H20ZM24 217V216H23ZM42 217V216H41ZM66 217H64V222H62V223H64V224H60L61 223V221H63V218H61V217H59V218H61V221H59V223L58 224H60L63 228H65V225L67 226V225H69L68 223H66L67 221H65L66 220ZM80 217V216H79ZM117 217H119V216H117ZM15 218V217H14ZM39 218V217H38ZM38 218H36V219H38ZM45 218H46V220H45ZM44 219L43 218H41V219H38L39 221H41L40 223H42V225L43 224H45V225H43V226H46V223H47V219L49 218H47V217H45ZM56 219H57V217H55ZM58 218V219H59ZM71 218H73V216L71 217ZM85 218H87V217H85ZM89 218V219H90ZM149 218V217H148ZM36 219H33L34 221L36 220ZM51 219V218H50ZM55 219V220H56ZM68 219H70V221L68 220ZM75 219H77V218H74V220ZM99 219V218H98ZM103 219V218H102ZM110 219H112V218H110ZM117 219V218H116ZM17 221H19L18 219H16ZM21 220V219H20ZM25 220V219H24ZM44 220V221H43ZM73 220V221H74ZM23 221V220H22ZM51 222V220H49L48 219V222ZM83 221V222H82ZM84 221H85V219H82L81 221H78L77 223L79 224V222H81V224L83 223V224H85L86 222H88L89 223V221H86L85 223H84ZM102 221V220H101ZM111 221V220H110ZM114 221V220H113ZM119 221H120V219H119ZM20 222L21 221H19V223H18V225H21V230L20 229H18V230H20V233H19V238L20 239H22L21 240V246L25 249V253H24V256L26 257V259H27V264H39V261H38V263H35V260L33 259V258H31L30 257V252L31 251H34L35 253H40L41 252V250H42V247L44 248V244L43 243H41V240L39 239V237H41V232H42V235H44V234H47L49 231H47L46 232V229H44V228H42V226H41V224L39 223V222H37V221H35L38 225H37V227L39 226V229H40V234H38V236L39 237H36V238H38V239H36V240H39V242H40V244H39V242H37L36 241V243L38 244V245H36L37 247H35L34 246V248H32L33 246H32V244L30 243V241H31V237L28 235V231L25 229L26 227H25V224H24V222L25 221H23V222H21V224H20ZM45 222V223H44ZM91 222V221H90ZM117 222H118V220H117ZM76 223V224H77ZM2 224V223H1ZM4 225H6V223L4 224ZM47 225L50 227V226H52V225H49L48 223H47ZM54 225H55V223H54ZM57 225V224H56ZM59 225V226H60ZM72 225V226H71ZM73 225H74V227L76 226L75 225V223L73 224V222L70 224V227L72 228L73 227ZM58 226V227H59ZM61 226L59 227L60 228V230H62L61 229ZM80 226V225H79ZM1 228H2V226H0ZM3 227H5V226H3ZM7 227V226H6ZM5 227V228H6ZM47 227V226H46ZM54 227V226H53ZM53 227H51V229L53 228ZM77 227V226H76ZM5 228H3V229H5ZM48 228V227H47ZM68 228V227H67ZM13 229V228H12ZM44 229V230H43ZM54 229H55V227H54ZM54 229H52V230H54ZM2 230V229H1ZM17 230V229H16ZM56 230L58 231V229L56 228ZM8 231V230H7ZM11 231V230H10ZM12 232V231H11ZM18 232V231H17ZM46 232V233H45ZM54 232V231H53ZM56 232V231H55ZM55 232H54V234H53V236L55 235ZM13 233V232H12ZM44 233V234H43ZM30 234V233H29ZM35 234V233H34ZM49 234H51V233H49ZM59 234H60V232H58V237H59ZM18 235V234H17ZM48 235V234H47ZM32 236V235H31ZM45 236V235H44ZM49 236H51V235H49ZM61 236H63V235H61ZM33 238L35 237V236H32ZM55 237V236H54ZM107 238V237H106ZM239 238V237H238ZM89 239H91V238H89ZM51 240V239H50ZM49 240V241H50ZM48 241V240H47ZM51 242V241H50ZM245 242V241H244ZM247 242V241H246ZM19 243V242H18ZM52 243V242H51ZM48 244V243H47ZM244 244V243H243ZM263 244H264V242H263ZM53 246H54V244H53ZM262 246V245H261ZM8 247V246H7ZM46 247V246H45ZM242 247V246H241ZM252 247V246H251ZM263 247V246H262ZM264 248V247H263ZM33 249V250H32ZM258 249V248H257ZM44 250V249H43ZM33 253V252H32ZM235 254V253H234ZM4 255V254H3ZM32 255V254H31ZM252 256V255H251ZM255 256V255H254ZM259 256V255H258ZM257 257V256H256ZM25 259V260H26ZM238 259V258H237ZM3 261V260H2ZM1 261V262H2ZM41 261V260H40ZM243 261V260H242ZM5 262V261H4ZM25 262V261H24ZM231 262V261H230ZM14 263V262H13ZM6 264V263H5ZM21 264H23L22 262H21ZM243 264V263H242Z\"/></svg>", "mask_w": 264, "mask_h": 264}]
</instances>
